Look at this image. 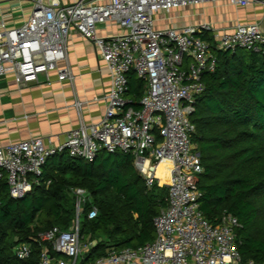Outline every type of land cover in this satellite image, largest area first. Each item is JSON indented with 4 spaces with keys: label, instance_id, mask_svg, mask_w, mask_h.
<instances>
[{
    "label": "built area",
    "instance_id": "2783aa9c",
    "mask_svg": "<svg viewBox=\"0 0 264 264\" xmlns=\"http://www.w3.org/2000/svg\"><path fill=\"white\" fill-rule=\"evenodd\" d=\"M246 7L264 0H78L63 5L59 0H33L29 16L14 23L12 10L0 5V76L11 74L17 87L37 84L43 78L72 81L66 64V42L70 31L89 40L109 73L110 88L101 100V120L81 124L66 133L64 141L30 138L0 147V183L8 195L22 199L38 185L46 160L67 152L92 161L100 151L133 157V167L147 189L153 184L167 189V206L153 219L155 238L136 248L116 250L91 264H255L243 262L235 243L236 220L229 214L216 224L199 210L202 173L200 157L191 137L189 120L193 100L204 91L202 76L212 73L216 54L244 49L264 52V29L258 24H235L217 33L209 24L181 29L157 30L155 14L203 4ZM115 22L122 33L97 36V26ZM210 32L214 43L201 35ZM63 64V66H60ZM132 70L145 84L138 108L125 98L127 73ZM74 108L80 109L76 101ZM75 199V221L66 231L53 227L39 235L62 256L53 260L43 248L37 264H80L85 251L79 241V215L88 202L87 193L71 190ZM92 207L87 218L94 219ZM14 256L29 257L27 244H17Z\"/></svg>",
    "mask_w": 264,
    "mask_h": 264
},
{
    "label": "trees",
    "instance_id": "16d2710c",
    "mask_svg": "<svg viewBox=\"0 0 264 264\" xmlns=\"http://www.w3.org/2000/svg\"><path fill=\"white\" fill-rule=\"evenodd\" d=\"M200 37L213 42L208 34ZM126 78L125 98L138 108L145 84L132 70ZM201 80L204 91L193 100L189 116L195 129L191 142L203 170L197 182L199 210L211 224L231 215L238 224L234 235L241 260L264 264V52L217 53L214 72ZM38 182L19 200L0 183V264H37L43 248L53 260L62 258L39 235L72 226V189L88 197L79 215V241L87 245L80 264H91L110 248L152 242V221L167 206L166 187L147 189L129 154L100 151L90 162L56 154L46 160ZM92 207L97 214L89 220ZM17 244L29 245L25 260L14 256Z\"/></svg>",
    "mask_w": 264,
    "mask_h": 264
},
{
    "label": "crops",
    "instance_id": "0c3cea01",
    "mask_svg": "<svg viewBox=\"0 0 264 264\" xmlns=\"http://www.w3.org/2000/svg\"><path fill=\"white\" fill-rule=\"evenodd\" d=\"M76 1L59 0L63 5ZM0 5L2 10H12L14 23H20L29 16L33 0H0ZM253 23L264 29L260 4L234 7L208 3L158 12L154 27L164 30L209 24L218 33L231 30L235 24ZM122 31L110 21L97 26L96 33L99 37H109ZM204 34L214 43L212 33ZM65 52L72 81L59 82L56 74L51 73L50 84L40 78L37 84L17 87L11 74L0 76V147L30 138H49L53 144H59L70 130L101 120L105 108L101 98L110 88L105 64L93 44L74 31L68 34ZM76 101L80 103L79 110L73 106Z\"/></svg>",
    "mask_w": 264,
    "mask_h": 264
},
{
    "label": "rangeland",
    "instance_id": "374dc122",
    "mask_svg": "<svg viewBox=\"0 0 264 264\" xmlns=\"http://www.w3.org/2000/svg\"><path fill=\"white\" fill-rule=\"evenodd\" d=\"M80 246H81V249L87 250V245L80 244Z\"/></svg>",
    "mask_w": 264,
    "mask_h": 264
}]
</instances>
